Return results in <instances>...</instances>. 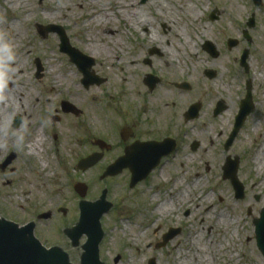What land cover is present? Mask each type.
<instances>
[{"label":"rangeland","instance_id":"374dc122","mask_svg":"<svg viewBox=\"0 0 264 264\" xmlns=\"http://www.w3.org/2000/svg\"><path fill=\"white\" fill-rule=\"evenodd\" d=\"M28 1H32L37 14L29 19H24V14L20 12V9L10 10L8 5L3 4V0H0V46L3 48L0 58L3 62H18L22 66L19 67L22 71L15 74L16 77H20L16 83L12 79L1 78L0 75V90L16 86L19 88L18 97L20 99L16 102L15 111L5 108L4 120L7 123L0 134V163L10 151H14L16 155L14 161L5 170H0V217L20 224L31 219L35 220L37 224L35 233L43 244L46 246L57 245L66 251L71 263L80 264L82 252L80 244L85 241V237H81L80 244L74 246L63 232L64 228L70 229L79 216L80 197L74 191L73 185L78 181L87 183L85 199L93 200L98 197L105 181L99 180L97 175L101 167L100 164L82 172L74 170L75 163L93 151L89 141L112 134L114 126L127 121L128 118H133L136 113L140 114L142 118L152 114L141 101L144 90L139 84L141 74H144L140 70L142 67L144 68L142 59L147 56L146 49L142 50L144 45L142 43H146L147 40L143 39L141 31L143 25L140 24L138 31L131 29L124 20H115L116 22L109 26H98L94 23L89 25L92 29L90 35L98 37L97 39L104 37L99 44L102 47H107L110 54H116L120 59L125 57L130 60L131 69H125V66L129 65L128 63H123L118 67H107L108 64L103 58L104 53L100 52L98 55L91 51H85L79 44L82 37L79 36L78 28L72 18L58 17L55 20L42 18L47 10L45 7L49 4L52 6L63 4L70 7L75 17H85L89 8L86 0H83L82 3H77L74 0ZM132 1L137 3L139 9L142 8L140 10L143 14L145 13L146 19H148L145 24L156 28L158 35L169 39L173 47H176L177 41L174 36L170 37L168 32L163 34L161 31L159 24L163 22L164 18L157 19L154 8L139 5V0ZM164 1L174 7L175 2L172 0ZM201 1L202 3L198 4L196 24L185 28L190 35L183 29V39L184 36L186 39L188 34L191 44L196 46L210 41L218 52L217 56L211 58L197 46L195 49L198 50L196 51L197 56L190 57L189 60L183 58L181 62H172L171 64L168 61L169 63L166 65L165 56L162 58L152 57L153 67H145L152 68V72L161 77L160 84L149 96L154 97L152 99L158 106V110L156 109L154 114L162 113V107L166 104L163 100L166 101L171 96L164 78H188L192 81H202V69L206 67L218 70V77L215 80L217 86L219 83L231 86V90H227L226 96L223 95L229 104L238 99L242 93L244 94L243 86L248 75L254 78L253 82L256 85L260 83V86L257 87L259 93H264V0H261V5H254L252 0H240L243 9L240 14H237L236 21H233L229 15L230 10L225 4L226 0ZM102 2L105 6L111 7L112 5L113 7L115 0H102ZM214 9L219 11V18L210 22L208 16ZM19 17H22V20ZM250 18H253V27L247 26ZM150 19L151 21H149ZM10 20L18 24V36L14 43L9 40L12 35L8 29L3 28ZM165 21L163 23L169 26V20ZM80 22H83V19H80ZM208 22L212 24L210 33L199 40L196 35L199 32V26ZM37 24L61 26L69 43L74 48L96 57L91 69L95 74L104 78V82L84 87L81 83L82 73L69 61L66 54L59 51L58 35L51 32L45 36L40 35ZM245 30L250 41L244 39ZM232 38L237 40V44L228 49L226 43ZM244 49L248 51L246 62H248L250 72L247 76L239 63ZM141 55H143L142 58ZM54 56L62 62L64 70H68L76 76L68 85L59 88L51 84L46 74L49 60ZM35 57L40 59L43 68L40 78H35ZM195 69H198L199 72H195ZM126 83L130 87L127 91L124 90ZM223 93L225 92L223 91ZM10 97L12 98V95ZM260 97L264 100V95ZM61 101H68L81 112L78 115L64 113L60 107ZM262 106L259 115L255 114L249 118L239 142L236 143V148L241 149L242 147V150L230 153L231 155L238 153L242 158L241 177L246 189V196L243 200H236L229 182L222 180L221 166L224 159L218 157L221 155V149L215 147L214 151L217 157L214 171L210 176L211 183H208L207 177H204L200 181L198 189L191 188L189 190L188 201L183 190L177 192L173 188L169 189L164 185V181L158 180L156 186L161 189L156 190L157 192L153 195H151L153 191L145 193L147 203L144 212L140 207H134L132 210L136 214L134 213L135 215L130 219L121 216L125 215V211H119V213L116 209L111 210L112 212L108 216L104 214L100 220L104 231L99 245L100 260L104 264H147L149 259L154 258L156 264H178L180 259L176 258L177 253L187 249L188 244L191 243L189 237L193 230L203 228L205 234L203 238L206 240L209 236L207 232L213 226L211 215L216 216L217 211L222 210L223 213L242 219L244 231L241 229L239 235H236L228 243L230 257L223 251L219 254L217 252L218 257L207 258L209 264H260L262 260L253 250V244L245 243L254 230L251 219L258 218L261 209L264 208V183H260L261 177L264 178V159H262L263 167L260 175L251 171L252 164L249 160L253 150H257L260 146L264 147V103ZM171 107L169 111L175 113ZM143 109L146 111L143 112ZM232 113L228 123L231 117L233 119L234 114L232 115ZM17 115L21 117L18 127L20 132L23 130L22 132L28 133L33 124L41 125L46 139L52 143V149L47 151V154H43V161L46 160L44 163L38 162L37 157L29 156V158L25 153L24 140L13 136L18 128L12 127V120ZM55 115L58 116V120L53 122L52 116ZM253 124L256 128L255 133L250 130ZM227 125L224 120L221 121V124L217 123L220 130L226 128ZM87 135H91L89 141L86 140ZM45 164L47 166L42 170V166ZM36 168L40 170L39 174L36 173ZM185 182L186 180L181 182L182 185L179 189L184 186ZM106 184L109 190L107 198L112 202L114 198L117 199L123 195L122 206L119 207V210L122 211L124 205L127 204V201L124 200L127 199V194L122 191L121 185L116 180ZM209 185L213 188L212 192H208ZM162 189L164 191H161ZM176 194L178 195L176 196ZM154 195L155 198H153ZM206 195L209 196V200L204 201ZM169 196L172 197L169 212L163 216L153 212L154 204ZM139 204L142 205V202ZM247 209L251 210L250 216L247 215ZM61 210L64 212L61 213ZM184 210H190L188 217L182 216ZM46 211L51 212L50 219L37 221L36 215ZM177 225H181L182 232L169 241L166 246L156 248L155 243L160 241L161 235L166 232L167 227H176ZM214 238L215 234L212 236L213 240ZM214 246H217V242Z\"/></svg>","mask_w":264,"mask_h":264},{"label":"flooded vegetation","instance_id":"af4514ba","mask_svg":"<svg viewBox=\"0 0 264 264\" xmlns=\"http://www.w3.org/2000/svg\"><path fill=\"white\" fill-rule=\"evenodd\" d=\"M139 2L141 3L142 1L139 0ZM149 21H151V19ZM159 25L161 26L163 34L168 32L170 37H177V34L173 35L171 33V28L169 26L163 22ZM152 30L153 28H141L143 39L147 40L146 43H142L144 44L142 50L146 49L147 56L142 59V64L145 69L143 71L144 74H141V81L139 83L144 90L141 101L152 114L142 118L140 114L136 113L133 118H128L127 121L114 126L115 129H113L114 131L112 134L100 138L102 139L101 146L95 145L93 141L90 142L88 138L86 139L89 141L90 146L93 147L92 152L98 151L101 154L99 162L101 167L99 173H102L105 168L116 159H122V162L126 163L120 168L117 175L108 176L103 180L105 181V185L112 180L118 181V184L121 185L122 191L127 194V199H124L127 201V204L124 205L122 211L119 210V207L122 206L121 200L123 195H121L119 198L117 197V199L114 198L112 210L116 209L117 212L125 211V215L129 217H133L136 214L132 210L134 207H140L144 212L145 204L147 203L145 193L153 191L151 194L153 195L157 192L156 190L161 189L156 186L158 180L164 181V185L169 189L173 188L177 190V192L184 190L186 184L191 180L198 181L196 189H198L201 184L200 181L204 177H207L208 183H211L210 176L214 171V163L217 157L214 151L215 147L221 149V155L218 157L224 159L223 165L221 166L222 180L229 182L227 179H224V166L226 162L233 161L236 164V176L242 182L241 155L238 153H233V155H231L230 153L242 150V147L241 149L236 148V143L239 142L241 133L249 118L255 114L259 115V110H261L263 107L262 104L264 103V100L260 97L264 95V93H259L257 88L258 85L260 86V83L256 85L255 82L251 81L253 109L251 113L245 117L240 129L236 131L232 140L226 146V142L233 132L234 116L238 111L239 102L246 93V83L243 86L245 91L244 94L242 93L238 99L233 100L229 104L224 99V96L231 90V86L220 83L217 86L215 80L218 77V70L215 68L207 69L206 67L202 69V81H192L188 78H164L165 84L168 85L167 90L170 91L171 96L168 100H163L166 104L162 107V113L154 114L158 106L154 99H152L154 97L149 96L160 84L161 77L153 73L151 70L152 68L146 67H153L152 57H167L166 51L168 50L166 49L174 51L177 49V45L173 47L169 39H164L163 36L158 35L159 33L156 28H154L153 32ZM151 34H154V36ZM159 38L162 40H159ZM190 46L194 49L199 46L203 52H206L203 44L197 46L190 44ZM196 51L198 50H195V52ZM206 53L211 58H214L217 56L216 54L218 52L216 51L214 56L210 55L208 52ZM142 57L143 55H141V58ZM165 64L168 65L167 59ZM195 72H199V70L195 69ZM213 72L214 75L212 76L211 74ZM146 74L154 76L155 78L152 77L153 81H150ZM245 74L247 76V73ZM223 91L225 93H223ZM170 107L175 110V113L169 111ZM146 109H143V112L146 111ZM227 112L229 115H226ZM231 113L232 115L234 114L233 119L231 117L228 123ZM223 120L226 121L228 125L226 128L220 130L217 123L221 124ZM148 142L154 145H152V147L146 145ZM152 155L159 156L156 166H154L143 179L136 182L133 186H130L131 170L139 168L140 164L138 162L143 163ZM183 180H186L184 183L185 187L183 186L179 189ZM229 184L231 185L230 182ZM209 186L210 189L208 192H212L213 188L211 185ZM190 189L191 188H189V190ZM161 191H164V189ZM177 195L178 194H176V196ZM245 196L246 189L244 186V195L241 200H243ZM171 199V196L165 198V200L169 202ZM139 202H142V205H140ZM189 214L190 210L182 211L183 217H188ZM250 214L251 210L249 215ZM160 215L163 216L164 213ZM177 227L180 228V234L183 228L181 225H177ZM247 242L253 244V250L260 256L262 262H264V254L258 246L255 237H248Z\"/></svg>","mask_w":264,"mask_h":264},{"label":"bare ground","instance_id":"6f19581e","mask_svg":"<svg viewBox=\"0 0 264 264\" xmlns=\"http://www.w3.org/2000/svg\"><path fill=\"white\" fill-rule=\"evenodd\" d=\"M77 3H82L83 0H74ZM89 8L85 17H75L73 12L70 10V7H66L63 4L52 6V4L46 5V11L44 16L42 17L44 20L50 19H57L58 17L67 19L72 18V21L75 23L76 27L78 28L79 36L82 37L81 42L79 43L85 51H91L93 53H97L98 55L100 52L104 53V59L106 60L108 66L107 67H118V65H122L123 63H128L129 65L125 66V69H131L130 67V60L127 58H119L116 54L112 55L108 51L107 47H102L99 43L104 37L97 39L98 37L91 36L92 33L91 27L89 25H105L109 26L112 23H115V20H124L126 24L131 27V29L138 31V26L144 25L148 19H146L145 13L143 14L142 8L139 9L137 3L132 0L128 1H121L115 0L113 7L105 6L102 0H86ZM175 2L171 7L170 4L165 2L164 0H149L145 7L150 6L156 10V15L158 18H164V21L167 19L169 20V26L171 28V33L173 35L177 34L176 38L177 41V49L174 51H169L170 49H166L167 54V62L169 61L171 64L172 62H181L183 58L190 59V57L197 56V52L195 49L190 46L191 39L189 38L188 31L185 28L189 26H195L197 15H198V4L202 1L201 0H172ZM3 4L8 5V9L10 10H17L20 9V12L24 14V19H29L32 16L37 14L36 9L33 6L32 1L28 0H3ZM225 4H227L229 8V15L233 21L237 20V14H240L242 11V4L240 0H226ZM138 7V8H137ZM159 11V12H157ZM163 11V12H162ZM180 14V16H178ZM22 20V17H19ZM80 19H83V22H80ZM188 22H183L187 21ZM19 23V22H18ZM20 24V23H19ZM199 32L196 34L199 40L201 38L208 36L210 33V29L212 28L211 23H203L200 24ZM3 28H7L8 32L12 35L9 40L14 43L15 38L18 36V24H15L10 20L9 23L5 24ZM84 30H83V29ZM152 28V27H151ZM186 30L187 38L184 36L182 31ZM154 31V27L152 32ZM155 33V32H154ZM9 34V35H10ZM154 36V34H151ZM189 38V39H188ZM151 39V38H150ZM159 40H162L159 38ZM111 42V40L109 39ZM180 43V44H179ZM186 51V52H185ZM187 53V54H184ZM3 54V48L0 46V56ZM54 56L49 60V68L46 71L47 77L51 84L54 87H62L64 85H68L73 78L76 76L68 71L64 70L62 67V62L57 60ZM105 62V61H104ZM105 62V63H106ZM168 62V63H169ZM22 67L19 65L18 62H3L0 58V75L1 78L4 79H12L14 83L19 81L20 77H16L15 74L17 72H21L22 70L19 68ZM145 68H141L140 70L143 72ZM16 86H12L11 89H1L0 90V134L1 131L6 125V121L4 120L5 116V108H11L13 111L16 109V102L20 101L18 91L19 88ZM125 90H129V86L126 83L124 85ZM78 89V88H77ZM12 95V98L10 97ZM226 115H229L227 112ZM255 124L252 125L250 128L252 133H255ZM23 131V130H22ZM20 132L19 128L15 131L13 136H16L17 139L24 140L25 145V153L27 156L35 158L37 157L38 162L44 163L43 161V154L47 151L52 149L51 142L46 139V136L43 133V128L41 125L33 124L31 131ZM29 157V158H30ZM264 157V147L260 146L257 150H253L250 155V163L252 164L251 171L254 172L256 175H260L261 169L263 167L262 159ZM46 164L43 165L42 170L46 168ZM36 173L39 174L37 168L35 169ZM262 178L261 184L264 183V178ZM198 186L197 180H191L183 190V193L187 199L189 200V188H195ZM156 196L154 195L153 198ZM209 200V196H204V201ZM169 204L170 202L163 199L155 203V207L153 212L162 214L167 213L169 211ZM213 218V226L209 230L208 237L206 240L203 238L204 231L201 228L200 230H193L192 235L190 238V244H188L187 249L184 252L177 253L178 264H209L208 259L209 257H218V254L223 251L225 254H228L229 257L231 256L228 253V243L232 240L236 235H239V231L242 229L244 231V226L242 225V219L236 216H230L227 213H223L222 210L217 211V215H211ZM127 228V227H126ZM212 233V234H211ZM215 234L214 240L212 236ZM217 242V246L215 245Z\"/></svg>","mask_w":264,"mask_h":264},{"label":"water","instance_id":"95a60500","mask_svg":"<svg viewBox=\"0 0 264 264\" xmlns=\"http://www.w3.org/2000/svg\"><path fill=\"white\" fill-rule=\"evenodd\" d=\"M40 33L45 34L50 31L57 32L60 36L61 44L60 49L69 54L72 61H74L78 67L84 73V84L87 86L95 81L97 83L102 82V79H94L92 73L89 71L92 61L89 57L82 55L77 50L71 48L65 37L64 31L59 26L49 25L46 27L39 26ZM233 41L229 42L232 45ZM212 51V47L209 48ZM37 65V77L40 76L39 72L42 67L39 60L36 61ZM243 62V61H242ZM93 77V80H92ZM250 101L247 95L241 102L240 111L236 118L235 130L240 126L244 116L250 111ZM62 109L66 112L73 111L74 108L67 102L62 103ZM21 117L17 116L14 118V127L20 124ZM97 144H100L99 140H96ZM14 157H10L1 165L4 168ZM100 154L93 153L83 159H80L76 164V169L86 170L90 166L94 165ZM119 162V161H118ZM117 162V164H118ZM117 165L114 164L109 167L108 172L114 174L116 172ZM148 171V170H147ZM147 171L136 172L132 171L133 175L131 178V185L141 179ZM228 177L234 185L236 197L242 196V187L238 184L233 173L229 174ZM75 190L78 194L83 197L85 195L86 187L83 185H75ZM80 218L74 227L65 229V234L71 239L74 246L78 245L80 237L85 234L87 236L86 242L82 245L83 252L80 256V264H103L99 260L98 255V244L102 238V230L100 227L99 219L103 213L108 211L110 204L105 201V191H103L101 197L95 202L80 201ZM44 218L48 217V214L42 215ZM256 224V235L260 239L263 236L262 226L264 224V215L255 222ZM177 231L169 230L162 236V241L157 243L156 247H160L166 244ZM0 264H70L68 255L59 247H52L45 249L42 247L37 239L33 236V224L30 223L24 227H19L17 224L0 219ZM148 264H154L152 260Z\"/></svg>","mask_w":264,"mask_h":264}]
</instances>
